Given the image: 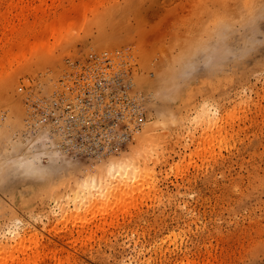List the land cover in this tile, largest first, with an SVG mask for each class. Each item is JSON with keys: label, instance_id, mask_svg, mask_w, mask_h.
<instances>
[{"label": "rangeland", "instance_id": "374dc122", "mask_svg": "<svg viewBox=\"0 0 264 264\" xmlns=\"http://www.w3.org/2000/svg\"><path fill=\"white\" fill-rule=\"evenodd\" d=\"M226 1L0 0V160L65 168L0 183V264H264V3Z\"/></svg>", "mask_w": 264, "mask_h": 264}, {"label": "bare ground", "instance_id": "6f19581e", "mask_svg": "<svg viewBox=\"0 0 264 264\" xmlns=\"http://www.w3.org/2000/svg\"><path fill=\"white\" fill-rule=\"evenodd\" d=\"M224 1H226V0H224ZM228 3H229V5H227ZM263 3H264V0H242V1H240L238 3V5L239 4L240 5H244L245 8L253 9V8H257L258 6L262 5ZM184 4L185 3H183V6H185ZM224 5H227V8H229V10H230L229 13H225L226 11L224 12V10L226 9L225 6H223L224 10H221L220 8L219 9L226 16L228 15V17H232L233 20H234V22L237 23V21H238L237 20V18H238V14H237L238 5H237V8L236 7H231L230 2H228V1H226V3H224ZM233 5L234 4H232V6ZM213 7H215V6H213ZM210 9L213 10V8H210ZM219 9H218V11H219ZM213 11H212V13L215 14L216 8ZM216 14L219 16L222 13H220V11H219L218 13L216 12ZM225 15H222L220 17L223 19V16H224V19L223 20H225V18H227ZM47 24H48V26L51 24V21L49 19L47 21ZM52 31H53V33H55L54 30H52ZM13 57H14L13 60L15 61L16 60V55L14 54ZM119 88H120V86H119ZM97 121L98 120L96 119V122ZM103 122H105V121H103ZM107 124H108V122H107ZM86 133L87 132H85L83 134L84 135H87ZM51 135L52 134H50V133L49 134H46L45 137L43 138L44 140L43 139L42 140H39V141H43L40 144L42 148H40V146H39V148H37L34 145V143H33V142H35L36 139H40L39 136H37L36 139L33 138L34 139L33 142L31 140H29V141H31L33 143L32 147L30 148L31 150H26V152H24L23 148H22V151L23 152L22 151L21 152H18L16 150V155H15L16 158H13L12 160L11 159H7V158L8 157L10 158L11 156H14V155H11L10 154V156H9V155H7L8 153H4L5 151L2 152V154L3 155L6 154L5 156H7V157L6 158L5 157L3 158L4 161L0 160V161H2V162H0V183L2 182L1 186L3 185V183H5V182H3V179H6L9 182L10 177H12V178H14V180H16L15 178L20 179V180L21 179H25V180H27V182H30L29 184H32V185H29L28 184L26 186V189L28 188V186H31V188H34L32 186H33V182H35V177L36 178L37 177H40L42 179L45 177L44 178V181H45V179H47L46 176L52 175L54 173V171H55V168H56V171H58L57 169H59V167L61 166V163H59L60 166L58 167V165H57L58 163H56V162H59L60 161L59 157H61V154H60L61 152H59L58 150H56L57 148L54 149L55 147H53V146L51 148V145H53L52 142H54V140H53L54 135H53V138H52ZM29 141L26 142L28 145L30 143ZM36 142L37 143H35V144L38 145V143H39L38 140ZM69 143L71 144V142H69ZM14 144H16L15 146H13L15 148L18 147L17 145H20L19 142L18 143H15L14 142ZM24 145H23V147L25 148L26 147V144H24ZM19 149H21V148H19ZM6 152H9V150L6 151ZM17 152L19 154L21 153V155H18V157H17ZM137 160H138V156L137 155H135V154H132L131 156L127 155V156H125V157H123L121 159H118V160H115V161H111L108 164L107 173H105L103 175L102 174H94L93 173V175L89 176V178H88V176L87 177H83L84 180L81 179V178L77 179L75 181L76 182L75 185H77V187H75V189H76L75 195L77 197H79V196L81 197V196H85V195H87L89 193L90 194V197H89V200L88 201L89 202H94V200L96 198L95 197L96 191L103 190L104 187H105V185L107 183H111L110 181H112L114 179H117L118 177L121 178V180H123L124 183L117 184V189L124 190L125 187H126L125 185L127 184V181H133L134 183H136L137 181H139L141 179L140 169L135 164L137 162ZM66 161L67 160H65V162ZM47 162H49L48 165L46 164ZM65 162H64L65 165L64 164H62V165L63 166H66V168H67V165L66 164H68V161L66 163ZM63 168L64 167H62V166L60 167L61 170ZM63 170H65V168ZM60 171H58V172H60ZM40 174H42V176ZM9 185H10V182H9ZM3 186H2V189L4 190L5 187L3 188ZM23 187L24 186H22L21 188H23ZM12 189L13 188H11V191H13ZM6 191H8V190H6ZM32 191H33V189H32ZM26 192H27V190H26ZM26 194H28V193H26ZM22 196H24V194H22ZM13 197H15V196H13ZM21 222L22 221H20L19 223H17L14 227L8 229L9 232L14 233L15 236L20 239L19 244H21L24 241V238L23 237H24V234L27 232L25 230V228H23L24 226L22 225ZM10 240H11L10 237L7 238V243H9ZM7 246H13V245L7 244Z\"/></svg>", "mask_w": 264, "mask_h": 264}]
</instances>
